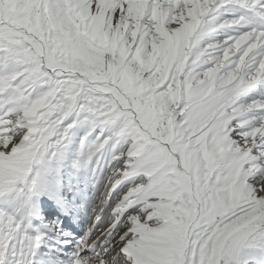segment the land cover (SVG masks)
Here are the masks:
<instances>
[{"label":"snow or ice","instance_id":"snow-or-ice-1","mask_svg":"<svg viewBox=\"0 0 264 264\" xmlns=\"http://www.w3.org/2000/svg\"><path fill=\"white\" fill-rule=\"evenodd\" d=\"M0 264H264V0H0Z\"/></svg>","mask_w":264,"mask_h":264}]
</instances>
